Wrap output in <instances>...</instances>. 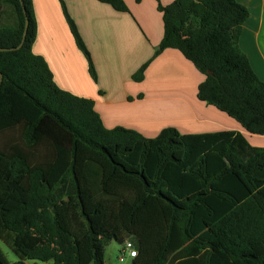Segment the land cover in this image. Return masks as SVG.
<instances>
[{
    "label": "trees",
    "instance_id": "trees-1",
    "mask_svg": "<svg viewBox=\"0 0 264 264\" xmlns=\"http://www.w3.org/2000/svg\"><path fill=\"white\" fill-rule=\"evenodd\" d=\"M129 12L124 0H97ZM234 17L236 0H217ZM78 49L96 68L76 22L60 0ZM180 0L159 4L165 50L182 53L205 76L198 99L264 136V102L253 106L224 83L242 72L216 32L195 44L172 28ZM5 7L14 23H1ZM26 13H24V9ZM0 240L18 256L0 264H105L112 241L135 243L130 264H264V148L234 131L182 134L164 129L148 139L107 129L93 100L58 87L47 61L33 51L38 24L33 0H0ZM149 63L134 76L142 82Z\"/></svg>",
    "mask_w": 264,
    "mask_h": 264
},
{
    "label": "crops",
    "instance_id": "crops-1",
    "mask_svg": "<svg viewBox=\"0 0 264 264\" xmlns=\"http://www.w3.org/2000/svg\"><path fill=\"white\" fill-rule=\"evenodd\" d=\"M90 51L98 80L78 49L60 0H33L38 34L33 46L54 74L58 87L93 100L107 129L123 127L148 139L164 129L182 134L221 131L242 133L254 147L264 148V136L248 133L226 113L198 99L205 81L180 51L154 57L164 37L158 6L176 0H124L129 12H117L97 0H63ZM249 11L238 19L217 0H180L172 28L191 44L214 31L227 51L242 62V72L224 79L229 90L247 103L264 102V0H236ZM149 63L142 82L133 76Z\"/></svg>",
    "mask_w": 264,
    "mask_h": 264
},
{
    "label": "rangeland",
    "instance_id": "rangeland-1",
    "mask_svg": "<svg viewBox=\"0 0 264 264\" xmlns=\"http://www.w3.org/2000/svg\"><path fill=\"white\" fill-rule=\"evenodd\" d=\"M10 12H11L10 8L5 7L2 20H1L2 25L14 23L13 17L10 14ZM17 135H18L17 131H12V132L0 135V148L5 149L8 142L14 141L17 138ZM0 248L2 252L5 254L6 258L11 263H15L19 261L18 256L11 250L10 247H8L1 240H0ZM122 249H123V245L118 243L117 241H112L111 243H109L105 247L104 252H103L105 264H130L131 260L129 258H127L124 262H121L119 260ZM33 263L34 262H28V264H33ZM38 264H53V262H38Z\"/></svg>",
    "mask_w": 264,
    "mask_h": 264
},
{
    "label": "built area",
    "instance_id": "built-area-1",
    "mask_svg": "<svg viewBox=\"0 0 264 264\" xmlns=\"http://www.w3.org/2000/svg\"><path fill=\"white\" fill-rule=\"evenodd\" d=\"M139 252L135 245V243L132 240H127L123 244V249L121 251V255L119 257V260L121 262H124L127 258L130 260L136 258L138 256Z\"/></svg>",
    "mask_w": 264,
    "mask_h": 264
},
{
    "label": "water",
    "instance_id": "water-1",
    "mask_svg": "<svg viewBox=\"0 0 264 264\" xmlns=\"http://www.w3.org/2000/svg\"><path fill=\"white\" fill-rule=\"evenodd\" d=\"M21 3H22V5H23V0H21ZM23 9H24V13H26L24 7H23ZM28 27H29V22H28V20H26V25H25V30H24L23 39H22L21 44H20L17 48H0V52H10V51L20 50V49L23 47V45H24V43H25V41H26L27 33H28ZM1 82H2V76H1L0 85H1Z\"/></svg>",
    "mask_w": 264,
    "mask_h": 264
}]
</instances>
